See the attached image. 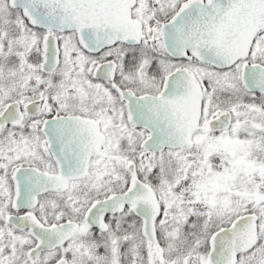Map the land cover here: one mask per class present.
<instances>
[{
	"label": "water",
	"instance_id": "95a60500",
	"mask_svg": "<svg viewBox=\"0 0 264 264\" xmlns=\"http://www.w3.org/2000/svg\"><path fill=\"white\" fill-rule=\"evenodd\" d=\"M135 0H10L12 7L22 9L27 21L39 28L63 31L74 29L77 42L89 53H97L116 42L138 44L142 37L141 22L131 18ZM264 27V0H186L161 26V40L165 53L174 59H191L225 69L238 60L246 59L259 28ZM59 59V48L53 36L44 38L41 68L53 69ZM109 74L112 61L95 66V77ZM241 83L248 91L264 93V66L244 64ZM116 90L125 102L128 120L148 131L141 148L161 151L164 148L188 149L192 146V132L199 122L201 91L195 75L187 68L174 69L163 80L158 95L135 96L130 90ZM36 104L28 103L20 109L13 101L0 113V128L17 126L24 113L36 111ZM231 118L221 113L206 123L208 129L229 126ZM95 121L84 117L53 116L41 124L48 151L57 164L58 172L51 175L33 167H17L12 180L14 197L11 207L31 209L37 195L47 191H63L69 179L82 177L91 152L99 148L103 139ZM93 132V133H92ZM90 143V144H89ZM87 144L92 150H86ZM79 147V150H77ZM131 179L127 190L94 202L85 214L87 226L104 229L102 216L120 211L124 204L142 220V233L155 239L154 220L159 206L151 187L140 181L135 165L126 167ZM6 222L18 229H28L35 245L28 251H39L63 244L77 230L71 221L45 226L33 214L8 215ZM257 240V216L244 214L227 227L215 231L208 239L207 264H235L237 254L253 247ZM54 264H67L60 259Z\"/></svg>",
	"mask_w": 264,
	"mask_h": 264
},
{
	"label": "flooded vegetation",
	"instance_id": "af4514ba",
	"mask_svg": "<svg viewBox=\"0 0 264 264\" xmlns=\"http://www.w3.org/2000/svg\"><path fill=\"white\" fill-rule=\"evenodd\" d=\"M151 1L152 6L149 5V0H135V3L130 9L131 18L141 22L142 38L138 44L116 42L108 47H104L97 53H89L80 47L74 29L58 31L39 28L30 24L24 18L21 9H13L20 12L21 21L16 25L18 29L23 31L21 35H24L27 40V42L25 41V45L24 43L22 44L24 55V57H21L23 60L22 69H25L27 65L31 64L38 74V77L32 76V78H36L35 80H31L28 71L24 70L22 72L23 74L20 80L24 85L23 90L25 92L22 97L17 98L16 96L13 100L19 103V107L23 112V107L28 103L32 102L37 106L36 111L32 114L27 115L24 113L22 122L20 123L21 125L18 126L22 129H31L32 127L36 130L38 148L35 160H37L36 163H38V166H32L51 175H56L58 172L57 164L48 151L45 137L41 132V124L45 119L60 115L89 118L95 121L97 132L102 135L103 139L99 143V148L94 152H91L92 146H89L90 143L87 144L85 151L89 149L91 153L87 159V169L82 177L69 179L63 191H47L42 193L44 195L41 196H46L48 199L52 197V201L41 199L37 200L31 209L21 208L16 210L12 209V202L10 201V212L6 215L23 216L30 213L46 226L58 224L63 221L74 222L78 225V228L72 234V239L74 237L83 239L80 242L85 247L93 246L97 243L94 239L100 237L99 240L103 246V250L101 249L102 254L98 255L96 253L97 251L93 252L88 250L90 257H93L95 263L89 261L87 264H137L140 260L139 248L136 246L138 249L136 251L134 247L135 251L133 250L132 253L130 250L125 249L128 252L124 250L126 244L130 242V237H134L135 243L141 246L144 254L152 251L149 249V243L154 248V241L147 240V237L142 233L143 224L141 218L131 210L129 204H124L120 211L104 213L102 216V222L105 224L104 229L99 226H87L85 222V214L94 202L104 200L114 194H122L129 186L131 176L127 168H124V170L106 168L107 162L114 159L112 158V153L116 152L118 154L123 151L122 145L125 139L121 134L116 133V130L121 128L122 132V129L131 128L132 130L140 131L142 135H138L139 133L136 135L135 133L134 137L127 139L129 140L128 144H137L138 146H140L148 134L143 127L133 125L129 122L125 102L119 96L116 87L121 90H130L137 97L143 95L156 96L161 90L165 76L173 69L181 67L182 65L180 63L186 61L168 56L163 49L161 40L162 24L167 23L176 13L179 6L186 0ZM263 31L264 28H260L255 35L247 59L238 61L232 67L235 68L237 65H240L239 75L243 64L259 63L249 62L248 58L250 56L254 58L253 55L257 54L256 48L260 42L258 40L264 38ZM46 36H53L59 48L58 64L53 69L48 70L41 68L44 56V38ZM67 36L70 38V41H64L67 39ZM73 48L77 53H74ZM64 53L67 55L66 62H63ZM68 53L73 54V56L71 57ZM262 53L264 54V41ZM74 56L81 58L76 61ZM108 61L114 63L112 78H109L110 73L108 72L100 77H95L93 73L95 66ZM189 62L205 65L193 59H190ZM139 65H146L145 72L140 73L136 71ZM206 65L216 70L209 64ZM60 66L62 68L65 67L63 74L58 72ZM119 66L122 67L124 73L121 72ZM199 77L197 81L201 88V115L197 126L192 132V139L193 135L199 132L228 134L231 129V124L225 129H208L206 127V123L210 119H213L218 113L222 112L213 111L210 113V110L205 107V103L208 100L205 102L203 88L205 87V90H208L204 86V83L198 80ZM225 112L227 113V111ZM18 127H12L8 124L3 128L14 129ZM77 150H79V147ZM145 152L151 151L148 150ZM137 153L139 151L136 152L135 150L132 153V157ZM153 153L159 154L156 152ZM134 165L138 179L149 184L158 199L160 214L158 219L154 221L156 232V227L162 223L165 217H162L160 203L162 200H159L156 187L150 181V177H153L155 170H140L141 168H137L136 164ZM10 181H13L12 178ZM11 187L13 191V185ZM69 193L72 194L70 201ZM69 202L71 205H69ZM48 209L54 210V216H52L54 219L47 217L49 215L47 212ZM55 218H64L66 220L57 222ZM24 231L31 236L28 229H23ZM103 236L105 238L102 239ZM142 239L149 245L147 249L144 248ZM84 252H87V250ZM82 254L83 249H77L73 252V255L81 256ZM143 258L147 260V264H152L149 259L146 257ZM56 261L46 263L51 264ZM72 264H75L73 260Z\"/></svg>",
	"mask_w": 264,
	"mask_h": 264
},
{
	"label": "rangeland",
	"instance_id": "374dc122",
	"mask_svg": "<svg viewBox=\"0 0 264 264\" xmlns=\"http://www.w3.org/2000/svg\"><path fill=\"white\" fill-rule=\"evenodd\" d=\"M149 5L152 6L151 0H149ZM14 8L20 9L12 7L10 0H0V112L7 102L14 100V97L20 98L24 95V85L20 80L24 70L30 73L31 80L34 79L32 76L38 77L31 64L22 69L23 60L21 57H24L22 44L25 45L27 40L24 35H21L23 31L16 25L21 21L20 13L10 11ZM64 41H70V38L67 36ZM73 50L74 53H77L74 48ZM70 55L73 56V54ZM66 57L67 55L64 53L63 62H66ZM74 57L76 61L81 58ZM11 63L14 64L13 75L8 74L11 70L6 71L3 67L5 64ZM145 66L139 65L136 71L145 72ZM186 67H189L190 72L200 76L198 80L202 83L207 79L213 83L209 87L206 86V89L209 95L215 96V99H212L210 103L205 100V107L210 110V113L213 111L226 113L225 111H227L232 118L231 129L228 134L195 133L192 146L184 150L182 154L172 152L174 155H170L168 151L160 154L144 153L145 149L138 145L128 144L129 140H127L134 137L135 133L142 135L140 131L131 128L122 129V132L121 128L116 130V133L118 132L125 139L122 145L123 151L118 154L112 153L114 159L107 162L106 168L124 170L129 162L135 163L132 153L138 150L139 153L134 157L140 159L151 170L154 168L157 174L158 183L151 184L156 187L159 200H162L160 202L161 210L164 211L162 217H165L162 223L156 227L157 237L160 235V238H163L165 242L160 246L159 252L156 250V244L153 248L151 243L149 246L142 239L144 248L147 249L149 246V249L152 250L150 253L144 254L141 246L135 243L134 237H130L129 244L124 247V250H130L131 253L133 250L135 251V248L136 251H138L137 247L139 248L140 260L137 264H147V260L143 257L149 259L152 264H206L207 250L203 256L198 258V256L188 253L187 247L184 245V238L183 242L181 241L182 244L178 243L175 249V241L172 242L173 239L170 238L185 236L187 225L190 227L191 234H202L214 218H225L228 214L239 212L251 205L264 208V109L252 101L240 102V99L233 94L235 90H238L235 82L239 79V67L233 71L229 70L228 73L207 70L195 62H190ZM119 69L124 73L122 67L119 66ZM58 72L63 74L65 67L60 66ZM214 84H220V86L215 87ZM241 96L244 98V93ZM35 131L32 127L31 129H22L21 127L0 129V215L3 217L10 212L8 203L13 198L11 189L13 181L11 182L10 179L20 161L19 158L30 160L38 166L37 160H35L38 148ZM27 147L29 148L27 149ZM175 157L184 159V166L181 165L176 171L158 167ZM144 169L148 168L140 170ZM41 195L44 194L37 195V200L52 201V197L48 199ZM71 198L72 194L69 193V201ZM2 203L5 205L7 203V208L5 205L1 207ZM69 205H71L70 202ZM47 212L49 214L47 217L54 219L52 218L54 210L48 209ZM261 212L263 213V210ZM55 219L57 222L66 220L64 218ZM189 222L194 226H191ZM257 226L259 237L261 236L264 244V220L258 217ZM21 231L23 232V229ZM27 234L24 231L20 237H11V234H4L3 231H0V264H14L15 262L16 264H42L43 262L46 264V262L50 263L63 257L66 258L67 264H72V260L75 264H87L89 261L95 263L88 250L97 251L98 255L102 254L101 249L103 250L100 237L94 239L97 241L96 244L85 247L80 242L83 239L79 237L72 239L71 235L57 247L28 256V251L34 247L35 240L32 238L29 240L30 235L27 236ZM77 249H83L81 256L73 255ZM85 250L87 252H84ZM22 252H25V255L20 258ZM156 252L161 254L164 260H170L171 263L159 258ZM242 261H244L243 258L239 257L238 264ZM244 262L246 263V261Z\"/></svg>",
	"mask_w": 264,
	"mask_h": 264
},
{
	"label": "trees",
	"instance_id": "16d2710c",
	"mask_svg": "<svg viewBox=\"0 0 264 264\" xmlns=\"http://www.w3.org/2000/svg\"><path fill=\"white\" fill-rule=\"evenodd\" d=\"M10 11L11 12H18V13H20L18 10H12V9H10ZM263 41H264V38H261L260 40H258L259 45L256 48V53L257 54L256 55H253L254 58H252L250 56L248 58V61L249 62H259V63H263L264 64V54L263 53L261 54V52L263 50ZM261 46H262V50H261ZM189 63L190 62H187V61L185 62L184 61L181 65L182 66H187ZM196 64H198V63H196ZM198 65H200V64H198ZM201 66H204L205 68H207V70L209 69V70H212V71H217V70H213V69L209 68V66H207V65H201ZM3 67L5 68L6 71L7 70H11L10 72H8L9 75H13L14 74V72H13L14 64L13 63H11L9 65L8 64H5V66H3ZM235 68H231V69H227V70H221V71H217V72H223V73L227 72L228 73L229 70H232L233 71ZM203 83H204V86H208V87L210 86V84H213V83H211V81H208V79L205 80ZM235 83H236V88L238 90H240V91L235 90V92L233 94L238 99H240V102L241 101H243V102L252 101V102L256 103L257 105L262 106V108L264 109V95L257 94V93H248L242 87V85L240 84L239 79L236 80ZM216 86H220V84H216L215 87ZM207 92L208 91H206V90L204 91V96L203 97H204L205 100H208L209 103H210L212 101V99H215V96H212V94L209 95V93H207ZM242 93H244V98H243V96H241ZM227 95H228V93H227ZM228 102H230V101H228ZM257 134H258V132H257ZM132 147H134V146H132ZM166 151H168L170 155H174L175 152L176 153H180V154L183 153V151H181V150H166ZM172 152H174V153H172ZM134 158L135 157H133L132 159L135 162V164L137 165V168H148V169H151V168L145 166L140 159L138 160L137 158H135V159ZM19 159H20V161L18 162L17 166H21V165H35V163L32 162V161H30V160H22L21 158H19ZM181 165L184 166V159L181 160V159L175 157V158H170V160H168V162L166 161V163H162V165H159L158 167L159 168L161 167V168H164V169L170 168L171 171H174V170L176 171V170H178L180 168ZM209 167H211V166H209ZM152 170H154V168ZM155 180L158 183V178H157L156 172L153 174V177H150V181L152 183H155ZM160 184H161V182H160ZM7 203H8V201H7ZM7 203H6V205H7ZM4 205H5V203H2V206L1 207H3ZM6 205H5V207H6ZM8 205H9V203H8ZM261 210H263V213L261 212ZM244 213H255V214L258 215L259 219L264 220V208H261L260 206H259V208H257L255 205H251V206L245 207L244 210H241L239 212H236V213L235 212H232V213L228 214V216H226L225 218L224 217H222V218L221 217L214 218L212 220L213 222L210 223L207 226V228H205L203 230L202 234H197V235H195L193 233L191 234L190 227L187 225L186 226V229H185V234H186L185 236H183V235H182V237H175L174 236V237L170 238V239H173V240H171L172 242L175 241V247H174V249L176 248V246L178 245V243L182 244L183 238H184V245L187 247V251H188V253L190 255L198 256V258H199V256L200 257L203 256V254L207 250V238H208V236L214 230H216L218 228H221V227H224V226H227L234 218H236L237 216H239L241 214H244ZM190 222H193V221H190ZM190 222H189V224L191 226H194V224L193 223H190ZM0 231H3L4 234H8V233L11 234V237L12 236L20 237L23 234L22 231H18L16 229L12 228L11 226L7 225L5 223V221H4L3 215L2 216L0 215ZM27 236H29V235L27 234ZM160 237L161 236L158 235V237H157V240L158 241L156 243H154V244H156V250H157V252H159L160 246H162V245L165 244V242L163 241V238H160ZM30 239H31V237L29 236V240ZM171 241H168V242H171ZM163 242H164V244H163ZM172 245H173V243H172ZM263 251H264V244L262 243L261 236H260L259 239H258V243L253 248V250H251L250 252H248V253L243 254L242 256H240V257L243 258L244 261H246V263L244 261H242V262H239V264H242V263L243 264H264V253H263ZM170 252L172 254V251H170ZM24 255H25V252H22V254L19 257L22 258ZM157 255H158L159 258H161L162 260H164L163 259L164 257H162L161 254L157 253ZM164 261L165 262H168V263H171L170 260H164ZM14 264H16V262Z\"/></svg>",
	"mask_w": 264,
	"mask_h": 264
},
{
	"label": "bare ground",
	"instance_id": "6f19581e",
	"mask_svg": "<svg viewBox=\"0 0 264 264\" xmlns=\"http://www.w3.org/2000/svg\"><path fill=\"white\" fill-rule=\"evenodd\" d=\"M22 10V9H21ZM246 214V213H245ZM241 215H244V214H241ZM241 215H239V216H241ZM215 232V230L211 233V234H213ZM211 234L208 236V238H207V241H208V239H209V237L211 236Z\"/></svg>",
	"mask_w": 264,
	"mask_h": 264
}]
</instances>
